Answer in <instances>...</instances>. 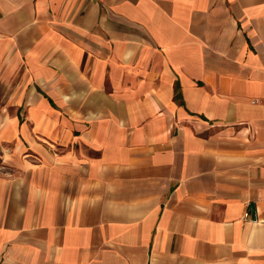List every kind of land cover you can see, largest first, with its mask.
Returning <instances> with one entry per match:
<instances>
[{
	"label": "crops",
	"instance_id": "0c3cea01",
	"mask_svg": "<svg viewBox=\"0 0 264 264\" xmlns=\"http://www.w3.org/2000/svg\"><path fill=\"white\" fill-rule=\"evenodd\" d=\"M0 264H264V0H0Z\"/></svg>",
	"mask_w": 264,
	"mask_h": 264
}]
</instances>
